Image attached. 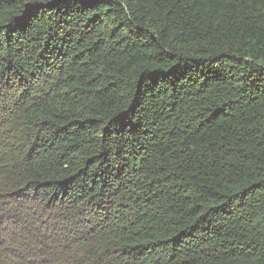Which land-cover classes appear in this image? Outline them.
Listing matches in <instances>:
<instances>
[{
	"label": "trees",
	"instance_id": "trees-1",
	"mask_svg": "<svg viewBox=\"0 0 264 264\" xmlns=\"http://www.w3.org/2000/svg\"><path fill=\"white\" fill-rule=\"evenodd\" d=\"M0 264H264V0H0Z\"/></svg>",
	"mask_w": 264,
	"mask_h": 264
},
{
	"label": "rangeland",
	"instance_id": "rangeland-1",
	"mask_svg": "<svg viewBox=\"0 0 264 264\" xmlns=\"http://www.w3.org/2000/svg\"><path fill=\"white\" fill-rule=\"evenodd\" d=\"M17 227V225L5 224L4 226H2L3 234L6 230H9L10 228L19 230Z\"/></svg>",
	"mask_w": 264,
	"mask_h": 264
}]
</instances>
